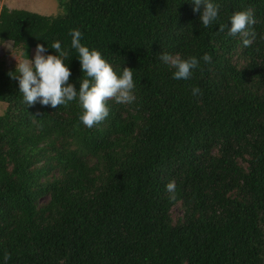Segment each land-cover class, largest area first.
<instances>
[{
    "label": "trees",
    "instance_id": "trees-1",
    "mask_svg": "<svg viewBox=\"0 0 264 264\" xmlns=\"http://www.w3.org/2000/svg\"><path fill=\"white\" fill-rule=\"evenodd\" d=\"M218 3L207 28L193 0H66L54 15L3 6L0 47L55 54L47 45L61 41L78 89L70 29L80 28L82 43L133 68L136 99L109 98L89 128L75 100L26 105L15 69L0 65V261L264 264V0ZM249 7L245 47L219 24ZM162 51L212 59L176 80Z\"/></svg>",
    "mask_w": 264,
    "mask_h": 264
},
{
    "label": "clouds",
    "instance_id": "clouds-1",
    "mask_svg": "<svg viewBox=\"0 0 264 264\" xmlns=\"http://www.w3.org/2000/svg\"><path fill=\"white\" fill-rule=\"evenodd\" d=\"M195 7L193 11H200L202 25L207 28L213 22H217L220 15V4L218 0H193ZM201 5L203 10L201 11ZM229 23L219 24V31L227 28L231 36L239 34L245 47L251 44L249 37L251 26L256 23L253 10L246 9L234 11L229 16ZM254 33L252 36L254 37ZM70 47L78 53L83 77L79 79V87L69 83L71 69L68 64L69 49L62 47L61 41L55 40L48 47L55 50V54L47 53L44 44H37L33 57L27 55L17 60L15 72L10 75L18 81L19 92L22 93L23 102L26 105L40 103L55 108L57 105H66L75 100L82 112L79 115L80 122L91 128L99 124L109 115V98H114L116 103L130 104L135 101L133 68L114 65L102 52L95 47H89L82 43L83 33L80 28L70 29ZM160 60L168 65L172 71V78L176 80H187L193 73L200 61L211 62V55L205 52L201 57L195 55L183 58L180 54H170L162 51ZM13 73H15L13 75ZM192 95H201L198 86L191 89ZM175 181H169L165 190L170 193V198H175ZM5 253L4 264L8 260Z\"/></svg>",
    "mask_w": 264,
    "mask_h": 264
},
{
    "label": "rangeland",
    "instance_id": "rangeland-1",
    "mask_svg": "<svg viewBox=\"0 0 264 264\" xmlns=\"http://www.w3.org/2000/svg\"><path fill=\"white\" fill-rule=\"evenodd\" d=\"M66 0H0V12L4 5L10 8H22L30 11L38 12L45 15L57 14L62 9V4ZM35 48H31L24 44L8 43L5 47H0V65L5 69H16L17 60L28 56L33 57ZM7 103L0 101V114L7 108ZM182 208L175 206L173 212L175 215L182 214Z\"/></svg>",
    "mask_w": 264,
    "mask_h": 264
}]
</instances>
